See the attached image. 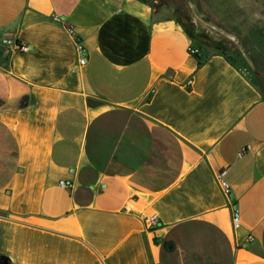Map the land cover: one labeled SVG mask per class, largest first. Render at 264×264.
Listing matches in <instances>:
<instances>
[{"label": "crops", "instance_id": "obj_1", "mask_svg": "<svg viewBox=\"0 0 264 264\" xmlns=\"http://www.w3.org/2000/svg\"><path fill=\"white\" fill-rule=\"evenodd\" d=\"M154 1L0 0L10 264H264V94L175 15L241 2Z\"/></svg>", "mask_w": 264, "mask_h": 264}, {"label": "rangeland", "instance_id": "obj_2", "mask_svg": "<svg viewBox=\"0 0 264 264\" xmlns=\"http://www.w3.org/2000/svg\"><path fill=\"white\" fill-rule=\"evenodd\" d=\"M151 4L157 8L159 3L154 0H149ZM199 2L198 0H196ZM229 1V0H228ZM232 1V0H231ZM241 2L240 6L221 5V6H202L204 14L220 26L227 24L225 19H232L230 29L237 34L240 40L244 43L247 50L255 58L257 73L256 77L251 71L250 66L237 47L222 38L218 33L211 32L201 23L195 21L191 16V11L188 1L178 6L175 15L182 24L193 32V43L203 48L207 53L223 50L237 64V66L246 74L249 81L256 80L259 86L264 89V0H234ZM228 21V20H227ZM229 23V22H228Z\"/></svg>", "mask_w": 264, "mask_h": 264}, {"label": "built area", "instance_id": "obj_3", "mask_svg": "<svg viewBox=\"0 0 264 264\" xmlns=\"http://www.w3.org/2000/svg\"><path fill=\"white\" fill-rule=\"evenodd\" d=\"M68 32L70 34H72V29L71 28H68ZM4 43L6 44H12L14 46V48L16 50H19V51H27L28 50V46L26 44H21V43H18V42H13L9 39H5L3 40ZM76 49H77V52H78V63L80 65L84 64L85 62V57H84V54H83V46L81 45L80 42H76ZM188 52H190L191 54H197L199 52V49L197 46L193 45V44H190L188 46ZM242 150H240L238 152V155L241 156L242 155ZM224 173H225V170H220L217 174H216V178H217V182L220 186V188L224 191V192H228L229 191V185L228 183L223 179V176H224ZM60 187H63V188H70L72 187L73 185V182L71 180H59V183ZM231 219H232V224L234 226H237L239 224V221H240V215L238 213L237 210H233L232 211V216H231ZM144 224H145V227L147 230H152L153 228H155L157 225H158V221H157V216L155 214H151V215H146L144 217Z\"/></svg>", "mask_w": 264, "mask_h": 264}, {"label": "water", "instance_id": "obj_4", "mask_svg": "<svg viewBox=\"0 0 264 264\" xmlns=\"http://www.w3.org/2000/svg\"><path fill=\"white\" fill-rule=\"evenodd\" d=\"M189 7L191 11V16L195 21L201 23L209 31L218 33L222 38L233 43L237 47V49L239 50V52L241 53L242 57L245 59L247 64L251 68H254V64L251 59L250 53L242 45L240 38L237 36L236 33L226 30L219 24L210 20L203 12L199 10V8L194 3L189 2ZM0 264H10L9 259L6 256L1 255Z\"/></svg>", "mask_w": 264, "mask_h": 264}, {"label": "trees", "instance_id": "obj_5", "mask_svg": "<svg viewBox=\"0 0 264 264\" xmlns=\"http://www.w3.org/2000/svg\"><path fill=\"white\" fill-rule=\"evenodd\" d=\"M184 28H185V30H186V32L188 33V35L191 37V38H193V32L190 30V29H188V28H186L185 26H184ZM241 41V40H240ZM241 43H242V45L245 47V45H244V43L241 41ZM245 49L247 50V48L245 47ZM248 51V50H247ZM216 52H218V53H220V54H222L225 58H226V60L228 61V62H230L232 65H235L236 67H238L237 66V64L235 63V61L229 56V55H227L223 50H219V48L216 50ZM249 52V51H248ZM250 53V52H249ZM250 56H251V59H252V61H253V64H254V68H251L250 67V71L257 77L258 76V71H257V67H256V61H255V58L250 54ZM239 68V67H238ZM252 84H254L263 94H264V89L263 88H261V86H259V83L256 81V80H252V81H250Z\"/></svg>", "mask_w": 264, "mask_h": 264}]
</instances>
